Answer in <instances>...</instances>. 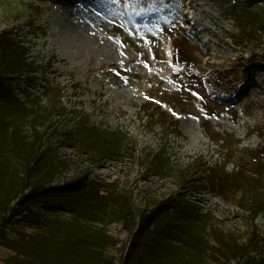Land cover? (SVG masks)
<instances>
[{
  "label": "rangeland",
  "instance_id": "374dc122",
  "mask_svg": "<svg viewBox=\"0 0 264 264\" xmlns=\"http://www.w3.org/2000/svg\"><path fill=\"white\" fill-rule=\"evenodd\" d=\"M0 35V264H264V0H0Z\"/></svg>",
  "mask_w": 264,
  "mask_h": 264
},
{
  "label": "trees",
  "instance_id": "16d2710c",
  "mask_svg": "<svg viewBox=\"0 0 264 264\" xmlns=\"http://www.w3.org/2000/svg\"><path fill=\"white\" fill-rule=\"evenodd\" d=\"M1 39H2V35H0V76L3 73H9V72H12L15 69H17V68H15V66H9V65L6 64V62H5L6 60H4L5 59L4 57L8 53L7 52V48L9 47V43H8V46H7V44L4 43ZM175 65L177 67H185V63L178 62ZM11 67H14V68H11ZM191 68L199 70V66H196V65H193ZM208 85H209V88L211 90H214V91L218 92V87H216L215 84L212 81L208 82ZM192 93L194 94L195 92L193 91ZM169 119H171V118L169 117ZM87 123L88 122L84 121V119L81 120V129H79L78 130L79 132H77V134H76L77 140H75V141L77 143H73L72 144L73 147H82L83 145H87L88 140L85 139V136H86L85 133L88 130V129H85L87 127L86 126ZM174 124H176V123H174ZM80 130H81V132H80ZM96 133L97 132L93 133V135H95ZM156 167H157V170L159 172L166 171V168H165V166H164V164H163V162L161 160L158 161ZM36 182H38V181H35L34 183H32L34 185V189H32V191L29 194H27L26 196L23 197L24 204H26V206L29 203H33V204H36L37 205L36 207L39 208V209H41V208L42 209H47L49 207H55V205L62 206V203L67 200V196L68 195H64V196L63 195H57V194H59L58 190H55L54 192H52L54 190V188H47L46 189V185L48 183H46L45 185L38 186V185H36ZM216 185L221 187V184H219V183H217ZM38 190H40L39 191L40 193H36ZM46 190H49V192H47ZM27 209H28V207H27ZM27 209H25L24 211H26ZM24 211H22V212H24ZM17 213H19V212H17ZM248 213L250 215L253 214V209L248 210ZM150 214L151 213H149L147 215L140 214V216L137 217L136 224H134V226L137 225L135 227V229L133 230L134 226L129 229L130 232H132V238L133 239L136 238V240L130 243V245L128 247V251H132L134 249V247L136 246V243H139L140 237L143 236L147 232L148 228L152 226L153 223L151 224L150 221L146 220V217H151ZM35 218H36L35 222L40 223L42 221V216L35 215ZM254 219H256V214L254 215L253 219H251V220L254 221ZM0 221H2V219ZM47 222H52V221L47 220ZM137 229H138V231H136ZM51 230L47 231L42 236H40V235L37 236V241L35 242V244H36V248L38 249L39 252H40V249H45L46 248V244H45L46 240L49 237H53L55 235V234L51 233ZM56 230H58V229H56ZM56 230H54V231H56ZM61 238L64 241H62V243L59 246V248L56 249L58 251L57 255L58 254L61 255L60 259H59V255H58V259H59L60 262H58L57 264H69V263H67V262H69L68 258H67V254H66L67 250L63 249L62 246L65 245V244L70 245V243L71 244H75V241L72 240V236L71 235L68 236L65 233L61 234ZM34 241H35V239H34ZM255 242H261V241L256 239ZM9 244H10V241L8 239H5V245L9 246ZM11 249L13 251H16V252L19 251L15 247L11 248ZM49 253L50 252H48L47 254H49ZM43 260H44L43 262H45L46 258H44ZM43 264H48V263H43Z\"/></svg>",
  "mask_w": 264,
  "mask_h": 264
},
{
  "label": "snow or ice",
  "instance_id": "6c2138e0",
  "mask_svg": "<svg viewBox=\"0 0 264 264\" xmlns=\"http://www.w3.org/2000/svg\"><path fill=\"white\" fill-rule=\"evenodd\" d=\"M113 2H117V0H113ZM130 2H133V0H130Z\"/></svg>",
  "mask_w": 264,
  "mask_h": 264
}]
</instances>
